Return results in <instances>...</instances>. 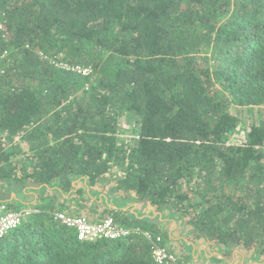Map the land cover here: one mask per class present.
<instances>
[{
	"label": "trees",
	"instance_id": "1",
	"mask_svg": "<svg viewBox=\"0 0 264 264\" xmlns=\"http://www.w3.org/2000/svg\"><path fill=\"white\" fill-rule=\"evenodd\" d=\"M233 108H264V0H0V184L60 193L0 238V264H156L146 233L198 264L166 219L211 261L264 264V121L231 143ZM71 204L130 234L79 241L54 219Z\"/></svg>",
	"mask_w": 264,
	"mask_h": 264
},
{
	"label": "built area",
	"instance_id": "2",
	"mask_svg": "<svg viewBox=\"0 0 264 264\" xmlns=\"http://www.w3.org/2000/svg\"><path fill=\"white\" fill-rule=\"evenodd\" d=\"M72 70L83 74L89 72L87 69H81L80 67H75ZM26 214L28 213L11 211L5 203H0V238L16 229L20 225L22 217ZM54 219L61 225L75 231L79 241L115 240L130 234L129 230L120 227L111 218H106L99 223H90L84 217L57 212L54 213ZM145 237L153 246L152 257L156 264H179L174 254L159 246L158 238L154 242L149 234L146 233Z\"/></svg>",
	"mask_w": 264,
	"mask_h": 264
},
{
	"label": "crops",
	"instance_id": "3",
	"mask_svg": "<svg viewBox=\"0 0 264 264\" xmlns=\"http://www.w3.org/2000/svg\"><path fill=\"white\" fill-rule=\"evenodd\" d=\"M75 184V183H73ZM56 187L51 186H35V185H25V186H13L8 185L7 183L0 184V203H5L8 206V209L11 211L16 212H24V213H34L36 212L34 206L38 204H42L45 198L47 197H59L57 194ZM107 202V201H106ZM132 207L134 208H141L140 204H133ZM116 209L115 207H112ZM123 211H126L127 208L121 207ZM133 209V208H132ZM131 214H136L137 217L143 218L145 216H157L158 214H153L152 211L149 212L147 215H145L142 210L140 215L138 213V209H136V212L129 211ZM160 219V218H159ZM166 224V225H165ZM165 227L168 229V235L173 239V242L175 243V246H178L177 249H179L181 252H184L185 254L191 255V257L198 261L196 263L198 264H209L212 263V257L218 256L219 253L217 251H213L211 254L207 252V250L204 247H195L192 245V243L186 239V236H183L186 233H183L180 231L177 235L174 233L175 230H178L179 222H175L173 220L166 219L164 223ZM171 226V227H170ZM187 235V234H186ZM235 253V252H234ZM242 254H238V257L241 259L239 263L244 264V258H246ZM229 264H234V260L230 262ZM248 264H256L254 262L248 263Z\"/></svg>",
	"mask_w": 264,
	"mask_h": 264
},
{
	"label": "rangeland",
	"instance_id": "4",
	"mask_svg": "<svg viewBox=\"0 0 264 264\" xmlns=\"http://www.w3.org/2000/svg\"><path fill=\"white\" fill-rule=\"evenodd\" d=\"M231 112L234 116H236L238 118V125H237L236 130L234 132H232L228 137V140L231 143H236V142H239L240 140L243 139L244 133L246 131V127L249 124L255 123L258 120L264 121V108H246V109L233 108V109H231ZM131 129H132L131 121L121 119L120 132L118 135L120 144L128 145L130 143V141L133 137ZM2 142H4L3 144H5V147L11 146L12 142L16 143V144H21V142L19 140L18 141L12 140V142L10 143L9 138H6L5 136H4ZM54 186L55 185H53L52 187H54ZM57 194L60 196V193H58V191H57ZM87 194H88V196H90V198L92 200H95L98 202H101V200H104V203H106V201H107L109 203L110 207L117 208V207H124L125 206L127 208L126 211H128V212L130 210L132 212H136V209H138V213L140 215H142L141 208L139 209V207L138 208L132 207L133 203L132 204L131 203L130 204L129 203H126V204L121 203L120 204V203H118L112 199L108 200V198L105 197L104 194H100L97 192H87ZM90 205L93 206L92 203H90ZM97 210L98 211H95V209L87 208L85 205L71 204L69 206L68 213L71 215L74 213V211H78L79 217H84L90 223H99V222H101V216H103V212H102V209H97ZM179 226H180V223H179L178 227ZM178 231H179V233H180V231H182L183 233H186L187 235L184 234L183 236H186V239H188L187 227H185V228L179 227V230H175L174 233L177 235ZM175 247L178 248V246H175ZM220 252H222L221 249H220V251H217V253H219V255H220ZM219 255L218 256L216 255L215 257L219 258L220 257ZM252 262L253 261L251 260L250 257L246 256V258H244V264H248V263H252ZM212 264H225V263L224 262L221 263L220 260H213Z\"/></svg>",
	"mask_w": 264,
	"mask_h": 264
},
{
	"label": "water",
	"instance_id": "5",
	"mask_svg": "<svg viewBox=\"0 0 264 264\" xmlns=\"http://www.w3.org/2000/svg\"><path fill=\"white\" fill-rule=\"evenodd\" d=\"M75 184H73V186H74Z\"/></svg>",
	"mask_w": 264,
	"mask_h": 264
}]
</instances>
